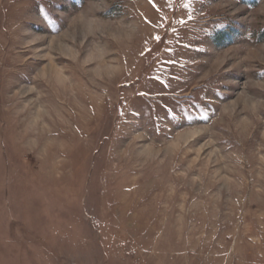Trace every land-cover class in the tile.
I'll use <instances>...</instances> for the list:
<instances>
[{"label":"rangeland","instance_id":"obj_1","mask_svg":"<svg viewBox=\"0 0 264 264\" xmlns=\"http://www.w3.org/2000/svg\"><path fill=\"white\" fill-rule=\"evenodd\" d=\"M0 264H264V0H0Z\"/></svg>","mask_w":264,"mask_h":264},{"label":"trees","instance_id":"obj_2","mask_svg":"<svg viewBox=\"0 0 264 264\" xmlns=\"http://www.w3.org/2000/svg\"><path fill=\"white\" fill-rule=\"evenodd\" d=\"M220 35V37H219V40H221V38H222V35L221 34H219Z\"/></svg>","mask_w":264,"mask_h":264}]
</instances>
